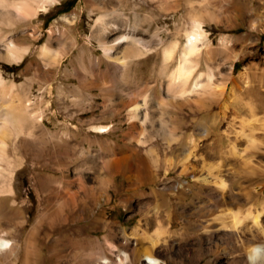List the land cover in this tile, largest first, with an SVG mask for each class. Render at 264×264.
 Masks as SVG:
<instances>
[{"label": "rangeland", "instance_id": "1", "mask_svg": "<svg viewBox=\"0 0 264 264\" xmlns=\"http://www.w3.org/2000/svg\"><path fill=\"white\" fill-rule=\"evenodd\" d=\"M102 14L105 28L99 37L95 21ZM194 17L204 29L197 71L209 64L218 82L232 70L226 82L228 108L220 121L218 100L190 95L178 103L164 93L166 71L176 65ZM50 28L51 50L43 57L41 46ZM123 31L132 32L146 50L123 41L116 58H107L100 39L112 43ZM9 33L28 50L20 61L0 58L3 85L29 99L40 119L26 121L14 142L7 140L14 158L13 192L0 194V210L11 209L13 216L6 220L0 215V228L11 240L0 250V264H93L99 251L115 256L104 236L122 241L139 225L147 240L159 224L166 230L155 247L160 264H251L238 237L226 243V231L206 230L205 218L223 214L228 219L230 209L264 199V125L254 121L253 142L234 137L242 118H264V0H56ZM173 41L176 48L164 62L163 48ZM36 64L43 70L37 75L30 68ZM246 87L261 96L248 94ZM144 95L145 107L139 111L146 115H139L145 120H129L127 108L141 103ZM247 101L255 105L254 114L246 109ZM215 122L227 136L216 135ZM97 124L108 130L96 132ZM167 129L176 139L169 140ZM230 140L235 152L227 149ZM188 148L199 154L191 159L192 172L167 167L165 156L179 157ZM202 165L232 186L237 201L247 189L251 197L199 212L203 200L213 199L194 179L205 173ZM66 188L76 191V205L72 212L67 208L65 220L49 223L45 207L58 204ZM261 219L264 223V214ZM253 242L264 250L263 237ZM214 248L221 252L219 261L213 258ZM263 256L255 264H264Z\"/></svg>", "mask_w": 264, "mask_h": 264}, {"label": "bare ground", "instance_id": "2", "mask_svg": "<svg viewBox=\"0 0 264 264\" xmlns=\"http://www.w3.org/2000/svg\"><path fill=\"white\" fill-rule=\"evenodd\" d=\"M54 1L56 0H0V58H2L4 61L7 62L20 61L23 58V55L28 50V46L18 45L15 42V37L10 35L9 30L13 29L22 21L25 20L27 22L31 21L33 17H36L38 15L40 10H46L48 5L52 4ZM103 20H104V15L102 14L98 16V18L95 21V25L97 26L96 32L98 33L99 37L101 30L105 28L102 25ZM186 35L187 38L182 45V49L179 53L176 65L170 70L166 71L164 93L167 96V98H169V100H176V102L178 103H184L189 101L190 95H195L198 97L201 96L204 99L206 98L216 99L219 101L218 105L223 114V115L221 114L220 116L219 119L220 121L225 117L226 109L228 108V103L225 99L227 98L226 82L228 81V79H231L232 70H228L227 72H225L221 77L220 81L218 82L213 81V68H211L212 66H210L209 64L207 65L206 70L197 71V66L199 62L196 57L197 56L199 57L200 55L199 53L201 50L198 47V45H199V41L204 36L202 21L198 17L193 18L191 28L190 30L187 31ZM52 37H53V30L50 28V35L47 41L43 43L41 46V55L43 57H45V55H47L51 50ZM123 41L126 43H132L140 47L141 51L146 50V47L140 45L141 40L138 37L133 35L132 32H125L121 34L119 37H117L116 40L112 43H108L100 39L101 47L103 49L104 55L109 59L116 58L114 53L122 47L120 46V42ZM176 45L177 43L173 41L170 44L164 46L162 53L164 62L172 57ZM93 65L94 63L91 62L92 68ZM30 68L35 69L34 71L35 75L43 71L42 68L37 64L36 66L34 67L31 66ZM242 76L244 77V75ZM245 91L250 95L256 94L261 96L252 87H246ZM145 103H146V95L142 97L141 103L138 102L131 103L132 105H130L127 108L129 120L134 121L138 119L141 122L145 120V118L143 119L141 117V114L143 116H145L146 114L139 111V109H141V105L143 106L142 108L145 107L144 106ZM246 103H247L246 109L249 111V113L254 114L255 105L249 101H247ZM257 104L259 103L257 102ZM242 106L245 105L243 104ZM234 111L236 112V114L241 113L236 108L234 109ZM139 112H141L140 115ZM250 117L251 118L248 119L242 118L240 120V128L239 129L234 128L235 139L240 135H244L248 137L247 139L253 142L254 138L252 136L253 134L252 132L255 128V125H253L254 121H261L260 124L264 125V118H258L253 115H251ZM39 119H40L39 112L31 104L29 99H23L19 94L16 93L13 94L9 90H7L6 86L3 85V78L0 73V194L3 195V193L5 192H10V193L13 192V188L11 186L10 180L13 173L14 158L7 151L8 148L7 146L9 144V143L7 144V140L10 138L13 141L15 136H17L19 133H22L26 121L29 120L37 121ZM132 124H134V122H132ZM93 127L95 131L98 133L106 132L108 130V127L103 124L93 125ZM215 127L217 129L216 135L219 138L222 135L225 136L228 135L227 131H223V132L221 130L218 131L219 127L217 125V122H215ZM245 127L248 128V133H243ZM203 130L204 132H207L206 129ZM28 132H30V130H28ZM166 133L169 135L168 138L170 141L176 139V137L173 135V132L169 131L168 129L166 130ZM193 140L194 139H192V142ZM234 140L228 141L229 144L227 149L230 152H235L237 150L235 149L236 144ZM31 143L33 142L31 141L27 142L29 146ZM193 144L194 146L196 145V143ZM13 150L15 151L14 146H13ZM173 155L169 154L165 156V162L167 167L171 165H179L180 172L187 173L189 171L192 172V167L194 166V163L191 161V159L194 158L193 159L194 161L197 160L196 156H198L199 154L195 153L193 148H188V150H186L182 155H179V157H174ZM202 166L203 167L201 168H203V171L205 173L194 174L195 176L194 179L196 182H199L198 184L199 190L202 192H206L208 196H211L213 199L212 201H209V199L203 200L201 205L198 206L199 212L202 211L208 212L212 207H216L224 202H228V203L232 202L233 204H237L243 202L242 200H248L251 197L252 192L247 189L243 191L244 193L243 192L240 193L242 197L240 201L239 200L237 201L239 197L235 195L236 192L232 190V186L229 184L227 185L225 180L219 173L213 172L212 167H208L206 165L205 166L202 165ZM42 181H43L42 184H45L47 182L44 180ZM75 192H76L75 190L69 191L68 188H66L64 197L61 201H59L58 204L49 205L45 207V213H44L45 215H43V217H45L46 219L48 218L47 221L49 223H52L56 219L65 220L68 217V214L66 213H68V211L72 212L73 208L76 205L75 204L76 201L74 198ZM56 199L58 200L57 197ZM229 211L230 212L228 214L229 215L228 219H226L225 216H223V214L207 216V218H205V229L210 232L217 229L225 230L226 232L225 231L224 232L227 235V238L225 240L226 243H228V240L230 238L232 237L234 238V236L236 235L238 237L237 238L238 242L245 245L246 255H247L246 258H248L251 264H255L259 256H262L264 254V250L260 247V245L255 244L253 242V240H255L256 238H260V237L264 238V223L263 220L261 219V216L264 214V199H261L259 205L247 206L242 210L239 208L230 209ZM0 215H2V217L4 216L3 218H6V220H9V218L13 216V211L11 209L4 211L0 210ZM140 231H141L140 226L135 225L131 228L128 237H124L121 239L122 241H118V242H114L108 239V236H104L103 241L107 243L109 252L114 253L115 256L111 258L110 256L104 253L105 252L104 250L103 252L99 251L93 264H112L113 263L112 259H115L116 264H127L130 258L132 260L137 259V262L142 261L141 264H160L159 262L160 257L157 255V251L155 247L158 245V239H159L158 235L166 231L165 227H163L160 224L157 225L155 227V233H154L155 235L154 236L149 235L147 240L144 239L143 236L144 232L142 233ZM5 234L6 231L0 228V250H3L11 246V240ZM132 238L136 239L134 244L131 241ZM164 240H166V238ZM97 241L98 243L100 242L99 239ZM132 244L133 245L139 244V245L138 247L136 246L134 248ZM213 252H214L213 258L218 260L221 255L220 254L221 252L216 248L213 249ZM90 254L95 256V254L93 253ZM91 255L88 256V259H90ZM233 261L234 260H231V262Z\"/></svg>", "mask_w": 264, "mask_h": 264}]
</instances>
